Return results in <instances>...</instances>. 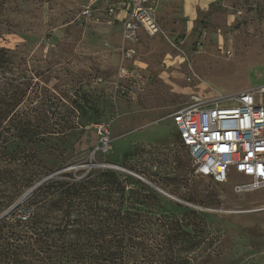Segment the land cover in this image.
<instances>
[{"label":"rangeland","instance_id":"obj_1","mask_svg":"<svg viewBox=\"0 0 264 264\" xmlns=\"http://www.w3.org/2000/svg\"><path fill=\"white\" fill-rule=\"evenodd\" d=\"M90 2L0 0V48L15 52L12 70L0 73V88L29 85L18 110L32 108L28 127L48 139L39 149L29 145L25 163L14 165L13 177L0 185V216L31 189V178L72 173L80 179L118 168L205 216L201 244L183 255L186 264H264V189L238 193L235 184L249 179L217 184L196 176L171 118L194 94L223 99L264 87V0H161L162 31L143 36L130 63L117 50L119 29L107 22L106 0L92 16H81ZM123 64L144 68L132 98L116 90ZM101 128L110 133L109 148L102 146ZM25 202L7 215H13L9 226ZM41 257L46 264L65 260ZM144 258L135 263L156 264ZM0 264L22 263L1 258Z\"/></svg>","mask_w":264,"mask_h":264},{"label":"trees","instance_id":"obj_2","mask_svg":"<svg viewBox=\"0 0 264 264\" xmlns=\"http://www.w3.org/2000/svg\"><path fill=\"white\" fill-rule=\"evenodd\" d=\"M14 54L0 48V73L13 65ZM13 84L0 88V185L13 177L14 165L25 163L29 145L39 149L48 140L28 127L35 111L18 110L29 85ZM47 176L31 178L26 187ZM25 204L27 221L17 216L9 226L13 215L0 221V259L46 264L41 256L49 254L54 260L64 257L58 264H137L146 255L145 260L152 258L156 264H186L188 259L182 257L200 246L199 229L206 222L201 212L112 168L80 179L63 173L38 187Z\"/></svg>","mask_w":264,"mask_h":264},{"label":"built area","instance_id":"obj_3","mask_svg":"<svg viewBox=\"0 0 264 264\" xmlns=\"http://www.w3.org/2000/svg\"><path fill=\"white\" fill-rule=\"evenodd\" d=\"M161 0H106L105 15L109 23L121 19L123 62L130 63L138 55V44L144 36L149 39L161 33L157 8ZM94 1L81 14L92 16ZM135 67V68H134ZM120 66L116 75V90L126 97H135L141 89L142 66ZM183 145L189 150L194 173L217 184L238 178L235 190L247 193L264 189V87L247 90L223 99H207L193 95V101L171 116ZM104 131V134L102 133ZM101 141L109 148L110 133L101 128ZM28 211L18 217L27 221Z\"/></svg>","mask_w":264,"mask_h":264},{"label":"water","instance_id":"obj_4","mask_svg":"<svg viewBox=\"0 0 264 264\" xmlns=\"http://www.w3.org/2000/svg\"><path fill=\"white\" fill-rule=\"evenodd\" d=\"M100 147L98 146L97 149H99ZM111 168V167H109ZM112 169H117L118 168H112ZM54 175L52 176H49L45 179H43L42 181H40L38 184H36L33 188H31L13 207H11L8 211H6L5 213H3L1 216H0V221L5 218L12 210H14L16 207H18L20 204H22L25 200H27L31 194L38 188L40 187L41 185H43L45 182L53 179ZM140 180L144 181L145 183H147L149 186H151L152 188H154L155 190L159 191L160 193L162 194H165L161 189H159L156 185H154L153 183H150L148 181H145L144 179L140 178ZM166 195V194H165Z\"/></svg>","mask_w":264,"mask_h":264},{"label":"crops","instance_id":"obj_5","mask_svg":"<svg viewBox=\"0 0 264 264\" xmlns=\"http://www.w3.org/2000/svg\"><path fill=\"white\" fill-rule=\"evenodd\" d=\"M94 1H97V0H91V2H90V4L89 5H91ZM101 1H103V0H98V3L94 6V8H96L98 5H99V3ZM193 2H189V4L188 5H186V10L188 9V11L190 12V13H193L194 11H195V7H194V5L192 4ZM88 5V6H89ZM86 7V6H85ZM93 8V9H94ZM94 11V10H93ZM123 18V14L122 15H120L118 18H113L112 19V21L110 22V24L111 25H113V26H117L118 27V34H119V40H118V46H117V50H119L120 49V46L122 45V43H121V33H122V24H121V19ZM107 22L109 23V21L107 20Z\"/></svg>","mask_w":264,"mask_h":264}]
</instances>
